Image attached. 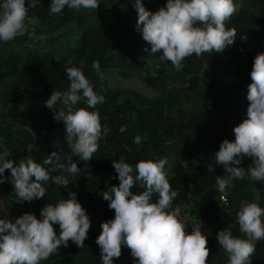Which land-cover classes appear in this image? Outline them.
<instances>
[{"label":"trees","instance_id":"1","mask_svg":"<svg viewBox=\"0 0 264 264\" xmlns=\"http://www.w3.org/2000/svg\"><path fill=\"white\" fill-rule=\"evenodd\" d=\"M142 3L155 12L166 0H142ZM236 3L239 9L226 23L227 28L237 30L235 44L223 53L192 55L184 60L180 71L162 60V53L151 55V46L136 27L138 13L134 0H100L97 12L65 8L57 16L48 10L51 0H40L36 8H29L26 25L42 39L33 42L25 35L0 42V81L9 79L10 98L5 116L0 118V153L5 148L12 152L8 159L18 163L31 154L36 162L43 163L61 148L64 155L70 154L64 123L54 120L45 101L54 90H68L65 67L72 57L76 66L83 62V72L94 91L105 97L103 104L88 110L98 111L102 125L106 124L111 131L102 136L90 161L73 157L81 172L76 177L63 172L66 185L49 180L44 185L47 189L44 198L22 202L16 198L10 170L3 174L0 218L5 216L14 222L24 213H32L40 219V210L46 204L67 199L68 193L74 192L91 219L85 247L79 249L69 241L67 248L61 247L41 264H102L95 240L102 231L101 224L114 218V210L109 209L102 194L119 184L112 161H118L120 156L133 168L141 159H167L169 182L179 193L173 201V207L181 208L178 219L185 223L189 234L198 226L208 237L207 264H229L216 234L229 227L234 236L247 239L239 230L240 202L255 201L264 208V183L248 178L233 180L226 189L225 203H221L215 183L216 176H224L225 170L215 164L214 154L224 139L235 140L233 128L247 118L253 60L264 52V0H236ZM150 56L160 59L154 64L155 72L139 59ZM95 60L100 62L102 76L92 68ZM230 73L234 80L225 82L222 77ZM118 78L125 81L138 78L146 91L124 88ZM75 107L87 108V104L81 100ZM136 135L142 137L141 145L133 143ZM57 141L59 148L55 147ZM28 145L32 146L31 153ZM251 162V158L245 157L240 166L247 168ZM209 165L215 168L213 172H208ZM131 191L136 194L143 189L137 182ZM156 199L154 196L153 202ZM53 227L58 234L59 226ZM254 243L252 264H264V240ZM113 264H134L130 250L122 247L121 257L114 258Z\"/></svg>","mask_w":264,"mask_h":264},{"label":"clouds","instance_id":"2","mask_svg":"<svg viewBox=\"0 0 264 264\" xmlns=\"http://www.w3.org/2000/svg\"><path fill=\"white\" fill-rule=\"evenodd\" d=\"M134 2L138 13L136 27L151 46V55L162 53L161 59L170 62L177 71L183 69L184 60L192 55L223 53L235 44L237 30L227 28L226 23L239 9L236 0H166L155 12L147 10L142 0ZM38 4L40 0H27L28 6L26 0H0V42L25 35L33 42L42 39L26 25L29 8ZM99 6L100 0H51L48 10L57 16L65 8L97 12ZM74 60L75 57L69 59L65 67L68 90H54L45 101L54 120L64 123L70 154L64 155L61 148L43 163L36 162L31 154L16 163L8 159L12 152L6 148L0 153V183L4 182L5 171L10 170L18 201L31 203L44 198L47 193L44 185L49 180H63L52 177V172L62 171L76 177L81 169L73 157L90 161L102 136L111 131L106 124L102 125L98 111L88 110L103 104L105 97L94 91L83 72V62L76 66ZM92 68L102 76L99 60L93 61ZM250 78L247 118L233 128L235 140L224 139L214 154L215 164L225 170V175L216 176L215 181L222 199L227 197L226 189L233 180L248 178L264 183V52L254 57ZM81 100L87 108L75 107ZM133 143L141 145L142 137L136 135ZM55 147H60L59 141ZM28 152H32L31 145ZM245 157L252 160L247 168L240 166ZM166 164L165 158L141 159L134 168L124 156L112 161L119 184L104 191L102 199L114 210V218L101 224L102 231L95 240L102 264H113L114 258L119 259L122 247L130 250L134 264H207L208 237L198 226L189 234L185 223L178 219L181 208L173 207V201L179 193L172 189ZM214 169L211 165L207 168L208 172ZM137 182L143 191L133 194L131 190ZM237 216L239 230L247 239L234 236L227 227L216 234V240L229 264H252L254 241L264 240V208L255 201L242 200ZM53 225L59 226L58 234ZM90 228L91 219L74 192H69L67 199L46 204L40 210V219L32 213H24L14 222L4 216L0 218V264H41L61 247L67 248L69 241L83 248Z\"/></svg>","mask_w":264,"mask_h":264},{"label":"rangeland","instance_id":"3","mask_svg":"<svg viewBox=\"0 0 264 264\" xmlns=\"http://www.w3.org/2000/svg\"><path fill=\"white\" fill-rule=\"evenodd\" d=\"M127 48V47H126ZM139 59L144 60V62L146 63L147 67L152 71L155 72L156 71V66L154 65L157 61H159L160 59L158 57L155 56H150V57H139ZM173 73V72H171ZM110 79L111 82V78L109 75H107ZM223 80L225 82H231L234 80V76L232 73L230 74H225L223 77ZM118 81L121 83H124V88L126 87H135L138 88V90H140L141 92H145L146 91V87H143L139 84V79L138 78H132L129 79L128 81L122 80L120 78H118ZM9 82V79H2L0 81V118L2 119L5 116V111L8 108V104H9V100L10 98L7 96V84ZM178 84L180 83V81L177 79L176 81ZM254 196H256V193H254Z\"/></svg>","mask_w":264,"mask_h":264},{"label":"built area","instance_id":"4","mask_svg":"<svg viewBox=\"0 0 264 264\" xmlns=\"http://www.w3.org/2000/svg\"><path fill=\"white\" fill-rule=\"evenodd\" d=\"M52 177H63V180H61L60 182H57L55 179H52L54 183H56L57 185H66L67 184V178L66 175L63 172L60 171H56L54 173H52ZM222 194H220L219 199L221 201V203H225L226 202V198L222 199L221 198Z\"/></svg>","mask_w":264,"mask_h":264}]
</instances>
